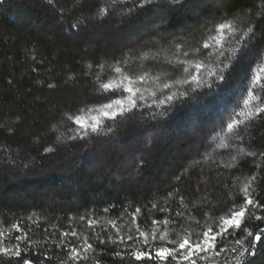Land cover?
<instances>
[{
    "label": "trees",
    "instance_id": "obj_1",
    "mask_svg": "<svg viewBox=\"0 0 264 264\" xmlns=\"http://www.w3.org/2000/svg\"><path fill=\"white\" fill-rule=\"evenodd\" d=\"M195 2L196 10H179L171 0L143 8L139 0H0L4 246L19 244L27 250L22 257L34 264H61L70 247L87 239L93 250L78 264H165L135 261L126 253L171 248L176 245L170 241L187 234L196 240L206 230V214L219 217L233 201L238 206L253 176L249 193L264 204V113L235 116L243 123L227 129L234 113L247 112L244 101L254 75L264 77V0ZM104 7L108 14L98 18ZM225 21L237 31L225 30L222 46L205 49V40L213 44L209 38ZM249 26L254 38L232 58ZM196 62L204 65L199 72ZM224 63L225 82L209 89L205 82L215 81L209 73ZM194 74L202 86L192 81ZM141 76L145 79L138 80ZM109 81L120 87L100 88ZM125 87L139 89L140 106L114 120L102 117L99 132L80 138L82 130L68 117L124 99ZM254 92L258 99L251 105L264 106V88L258 85ZM170 95L172 101L160 103ZM49 147L54 151L46 152ZM256 216L264 217V208L250 206L242 229L228 237V250L219 257L209 252L197 264H264V239L254 256L244 252L253 238L243 228L253 234L264 229V219ZM165 219L169 224L153 223ZM72 231L77 235H63ZM141 231L148 233L147 244ZM235 239H243V247ZM0 264L10 262L0 257ZM168 264L177 261L169 258Z\"/></svg>",
    "mask_w": 264,
    "mask_h": 264
},
{
    "label": "snow or ice",
    "instance_id": "obj_2",
    "mask_svg": "<svg viewBox=\"0 0 264 264\" xmlns=\"http://www.w3.org/2000/svg\"><path fill=\"white\" fill-rule=\"evenodd\" d=\"M115 2V0H113ZM154 3V0H139V7L143 8L146 5H151ZM171 5L175 6L179 10H196L200 7V4L195 2V0H171ZM131 13V9H129V14ZM108 14L107 7L100 8L98 11V18H103ZM225 30L229 33H235L237 31L235 25L230 21H225L223 23H220L216 26V35L210 37L209 39L213 41V44H210L208 40H205L203 47L205 49L212 47L214 44L222 46ZM255 31L253 27L249 26L247 29L243 32V34L239 37L237 43L240 45L237 48L233 49V57L235 58L236 53H242L243 49L247 47L248 43L254 38ZM177 48L179 49L180 46L177 45ZM223 53L221 52V55ZM184 55L186 56L187 53L185 52ZM35 59V57H33ZM183 63L184 61H180ZM102 67V66H101ZM194 67L197 72H199L203 67L202 62H196L194 64ZM229 67L227 63H224L223 68L220 69L219 72H211L209 75L215 77V81L213 82H205L206 86L211 89L213 87V84L216 85L217 88L220 87L222 83L225 82V70ZM115 72L120 73L121 68L116 67ZM260 72H264V68L260 69ZM99 79V77H97ZM145 79L144 76L138 77V80ZM192 81L197 84V86H202V83L200 81V78L197 75H192L191 77ZM264 77L260 75L258 72L254 75L252 78V82L248 87L247 90V99H245L244 104L245 107L248 109L247 112H240V113H234V117L231 119V121L227 124V129L229 132L233 131L235 128H238L243 121L238 120L235 118V116H244L245 119L250 118L254 115H259L260 113H264V106L262 105H256L252 106L251 101L258 99V97L255 95V88L259 85L262 88H264ZM49 88H54L55 85L49 84ZM119 84H113L112 81H109L107 83H101L100 88L104 91H110L114 88H119ZM167 87V85H166ZM124 91L128 92L129 95L125 97L124 99H115L111 103L104 104L100 108L97 109H88V113L96 112L97 115L91 116V120L89 123H85V120L82 116L77 115L75 117L69 116V120H73L77 125H79L81 131L80 138H83L84 136L88 135L89 130L93 133H97L102 128V117H106L109 119H115L118 115H123L126 111L130 109H135L139 107L140 105L137 103V100H143V96L140 95L137 97V93L139 92V89H133L132 87H125ZM174 99V96L170 95L165 98V101H160V103L170 102ZM125 105L128 107L126 108ZM11 131V129H9ZM75 139L76 137H72ZM224 146V145H222ZM46 152H52L54 151L53 148H45ZM235 159V157H233ZM25 168H28V165L24 166ZM256 179L255 176L251 177L249 181L244 185V187L241 189L242 192V200L241 203L237 206L235 204V201L229 206L227 214L221 215L219 217H211L206 214V220H205V229L196 240L191 239V235L187 234L179 241L172 240L170 243L173 245H176L174 247H156L154 249H148L147 251L141 250V249H132L131 251L126 253L127 258L134 259L135 261H142V260H157L158 262H165V264H168L169 258L171 260L177 261V264H180V262L184 261L187 262V264H197V260L204 259L207 255V253L212 252L214 257H219L221 253H224L229 248V242L228 237L233 236V234L237 230L242 229V224L246 218V214L250 212V206L254 208H264V204H260L257 200H255L251 194L249 193V188L251 187L252 181ZM107 212L108 209H105ZM140 209L137 208L136 212H139ZM163 211V209H162ZM178 217L182 216L183 213H176ZM83 220L84 217H81ZM255 219H264V217L256 216ZM113 224V227H116L114 222H110ZM154 224H169V220L165 219L163 221H153ZM199 223V221H197ZM95 224V221H89L88 225L89 227H92ZM12 228H15L19 230L18 225L13 224ZM187 232V229L184 230ZM243 232L246 236L252 237L253 239L249 241V247L244 248V252H247L250 256L255 255V247L258 242H261L262 239H264V229L260 230L259 232L253 234V232L248 228H243ZM4 233L0 232V237H3ZM64 236L72 235L76 236L77 233L75 231H72L71 233L65 232L63 233ZM165 235H161L160 239H164ZM140 237H143V242L145 244L148 243V233L140 232ZM99 239V237H97ZM153 240L156 239V234H152ZM16 239L18 241L24 239L23 236H17ZM134 239L133 236L129 235L127 237V240L132 241ZM219 241V243H218ZM115 242V241H113ZM120 242L124 243V238L120 237ZM139 242V241H138ZM100 243L104 244L106 243L105 240L100 239ZM235 245L243 247L245 241L243 239H235L234 240ZM59 247V245H58ZM93 250V245L91 243H88L87 239L84 240L83 244L78 248L75 246H72L68 250V255L66 260H62L61 264H68V261H71L72 264H78L80 260H86L88 257L86 253ZM233 252L236 251V248L231 249ZM27 250L21 249L19 244L15 245L12 248H9L7 246H4L2 242H0V257L7 258L8 261L12 262L13 258H15V264H34L33 260L28 259L26 257H22V252H26ZM154 252V255H153ZM116 256H120L122 259L125 258L124 255H122L120 252L115 253ZM243 253L241 254L242 257ZM45 259H50V257L45 256ZM97 264H99V261H97Z\"/></svg>",
    "mask_w": 264,
    "mask_h": 264
},
{
    "label": "rangeland",
    "instance_id": "obj_3",
    "mask_svg": "<svg viewBox=\"0 0 264 264\" xmlns=\"http://www.w3.org/2000/svg\"><path fill=\"white\" fill-rule=\"evenodd\" d=\"M100 107L101 106L99 105L97 107H92L91 109H97V108H100ZM93 115H97V113L96 112H92V113L89 114L88 110L86 109V111L83 114H81L80 116H82L84 118L85 123H89L90 120H91V116H93Z\"/></svg>",
    "mask_w": 264,
    "mask_h": 264
}]
</instances>
